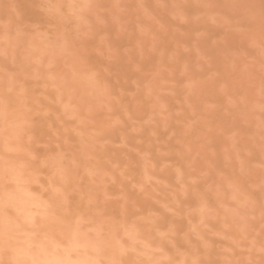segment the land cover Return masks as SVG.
Listing matches in <instances>:
<instances>
[{"label":"rangeland","instance_id":"1","mask_svg":"<svg viewBox=\"0 0 264 264\" xmlns=\"http://www.w3.org/2000/svg\"><path fill=\"white\" fill-rule=\"evenodd\" d=\"M84 259L264 264V0H0V264Z\"/></svg>","mask_w":264,"mask_h":264},{"label":"snow or ice","instance_id":"2","mask_svg":"<svg viewBox=\"0 0 264 264\" xmlns=\"http://www.w3.org/2000/svg\"><path fill=\"white\" fill-rule=\"evenodd\" d=\"M51 264H62V262L56 261V262H51ZM113 264H116V262L114 261Z\"/></svg>","mask_w":264,"mask_h":264},{"label":"bare ground","instance_id":"3","mask_svg":"<svg viewBox=\"0 0 264 264\" xmlns=\"http://www.w3.org/2000/svg\"><path fill=\"white\" fill-rule=\"evenodd\" d=\"M23 219H24V218H23ZM25 219H26V218H25ZM72 247H73V249H74V245H72ZM70 249H72V248H70ZM73 249H72V250H73ZM84 261L87 263V261H86L85 259H84ZM61 262H62V260H61ZM66 262H67V261H66ZM69 262H70V261H69ZM43 263H44V262H43ZM88 263H89V262H88ZM88 263H87V264H88ZM41 264H42V263H41Z\"/></svg>","mask_w":264,"mask_h":264}]
</instances>
